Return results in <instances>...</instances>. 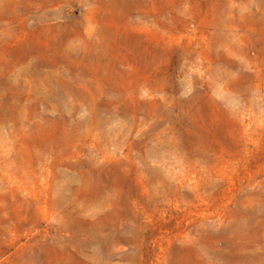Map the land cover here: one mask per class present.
I'll list each match as a JSON object with an SVG mask.
<instances>
[{
	"label": "rangeland",
	"instance_id": "rangeland-1",
	"mask_svg": "<svg viewBox=\"0 0 264 264\" xmlns=\"http://www.w3.org/2000/svg\"><path fill=\"white\" fill-rule=\"evenodd\" d=\"M0 264H264V0H0Z\"/></svg>",
	"mask_w": 264,
	"mask_h": 264
}]
</instances>
